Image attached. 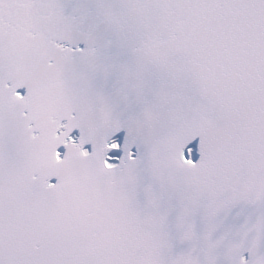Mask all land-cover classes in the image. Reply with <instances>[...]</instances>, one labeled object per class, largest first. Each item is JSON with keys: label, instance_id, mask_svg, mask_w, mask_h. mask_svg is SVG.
Masks as SVG:
<instances>
[{"label": "snow or ice", "instance_id": "6c2138e0", "mask_svg": "<svg viewBox=\"0 0 264 264\" xmlns=\"http://www.w3.org/2000/svg\"><path fill=\"white\" fill-rule=\"evenodd\" d=\"M0 264H264V0H0Z\"/></svg>", "mask_w": 264, "mask_h": 264}]
</instances>
